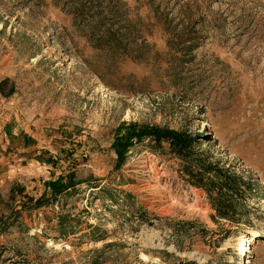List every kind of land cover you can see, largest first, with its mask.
<instances>
[{
  "label": "rangeland",
  "instance_id": "1",
  "mask_svg": "<svg viewBox=\"0 0 264 264\" xmlns=\"http://www.w3.org/2000/svg\"><path fill=\"white\" fill-rule=\"evenodd\" d=\"M122 123L195 138L230 218L166 143L115 170ZM183 261L264 264V0H0V264Z\"/></svg>",
  "mask_w": 264,
  "mask_h": 264
},
{
  "label": "trees",
  "instance_id": "2",
  "mask_svg": "<svg viewBox=\"0 0 264 264\" xmlns=\"http://www.w3.org/2000/svg\"><path fill=\"white\" fill-rule=\"evenodd\" d=\"M144 140L152 141L156 146L166 143L171 153L185 161L184 170L194 185L203 188L212 209L219 219H229L235 210L232 200L237 193L236 188L240 182L234 175L227 176L225 172L217 167L207 164L200 156L192 154L191 145L195 138L169 129L153 126L138 125L136 123H122L114 133L111 149L116 156L115 170L124 165L129 149L136 143ZM51 195H59L65 192L71 184H63L61 179L54 182H46ZM235 192V193H233ZM32 201V199H30ZM46 201L43 198L35 200V207H41ZM182 264H195L183 261Z\"/></svg>",
  "mask_w": 264,
  "mask_h": 264
},
{
  "label": "bare ground",
  "instance_id": "3",
  "mask_svg": "<svg viewBox=\"0 0 264 264\" xmlns=\"http://www.w3.org/2000/svg\"><path fill=\"white\" fill-rule=\"evenodd\" d=\"M256 237H257V233L252 232L251 237L246 239V240H244V244L239 249L241 255L245 256L247 254V252L250 251V243L253 242Z\"/></svg>",
  "mask_w": 264,
  "mask_h": 264
}]
</instances>
